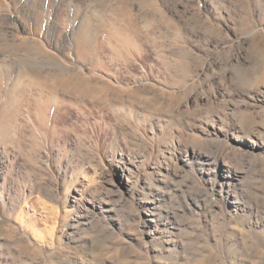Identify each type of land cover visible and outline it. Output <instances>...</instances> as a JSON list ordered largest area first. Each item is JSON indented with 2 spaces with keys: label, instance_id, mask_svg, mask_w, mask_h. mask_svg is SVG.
I'll return each mask as SVG.
<instances>
[{
  "label": "rangeland",
  "instance_id": "obj_1",
  "mask_svg": "<svg viewBox=\"0 0 264 264\" xmlns=\"http://www.w3.org/2000/svg\"><path fill=\"white\" fill-rule=\"evenodd\" d=\"M0 264H264V0H0Z\"/></svg>",
  "mask_w": 264,
  "mask_h": 264
},
{
  "label": "bare ground",
  "instance_id": "obj_2",
  "mask_svg": "<svg viewBox=\"0 0 264 264\" xmlns=\"http://www.w3.org/2000/svg\"><path fill=\"white\" fill-rule=\"evenodd\" d=\"M78 90L80 93H82L83 95H87V96H89V94H91V92H92V89L90 87H83V88L80 87Z\"/></svg>",
  "mask_w": 264,
  "mask_h": 264
}]
</instances>
